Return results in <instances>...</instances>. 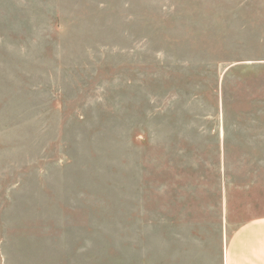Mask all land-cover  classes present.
<instances>
[{
  "label": "rangeland",
  "instance_id": "rangeland-1",
  "mask_svg": "<svg viewBox=\"0 0 264 264\" xmlns=\"http://www.w3.org/2000/svg\"><path fill=\"white\" fill-rule=\"evenodd\" d=\"M264 217V0H0V264H224Z\"/></svg>",
  "mask_w": 264,
  "mask_h": 264
},
{
  "label": "crops",
  "instance_id": "crops-1",
  "mask_svg": "<svg viewBox=\"0 0 264 264\" xmlns=\"http://www.w3.org/2000/svg\"><path fill=\"white\" fill-rule=\"evenodd\" d=\"M224 264H264V217L240 224L224 250Z\"/></svg>",
  "mask_w": 264,
  "mask_h": 264
}]
</instances>
